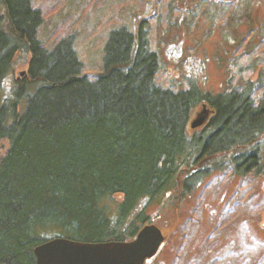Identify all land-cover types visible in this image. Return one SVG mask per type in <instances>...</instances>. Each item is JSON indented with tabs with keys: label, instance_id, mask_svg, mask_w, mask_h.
Wrapping results in <instances>:
<instances>
[{
	"label": "trees",
	"instance_id": "trees-1",
	"mask_svg": "<svg viewBox=\"0 0 264 264\" xmlns=\"http://www.w3.org/2000/svg\"><path fill=\"white\" fill-rule=\"evenodd\" d=\"M251 1L213 0L207 8L219 20L228 13L236 25H251ZM47 5L0 0V93L17 51L31 56L0 104V141L10 144L0 158V264H36L35 248L58 237L131 240L153 222L147 206L173 200L170 192L184 196L225 166L242 177L262 171L264 75L244 88H234L231 75L232 86L218 95L163 85L148 16L107 28L101 68L90 73L78 34L42 38ZM249 39L235 53L248 64ZM200 105L210 114L192 131Z\"/></svg>",
	"mask_w": 264,
	"mask_h": 264
},
{
	"label": "rangeland",
	"instance_id": "rangeland-1",
	"mask_svg": "<svg viewBox=\"0 0 264 264\" xmlns=\"http://www.w3.org/2000/svg\"><path fill=\"white\" fill-rule=\"evenodd\" d=\"M212 1L36 0V3L48 4L49 8L42 38L54 43L70 33L78 34V48L90 73L101 68L103 52L99 45L107 28L124 22L133 27L139 19L153 17L152 45L162 61L159 82L175 89L195 84L206 93L218 95L232 86L231 75L236 74L234 88H244L248 81L258 82L264 75V0L251 1V25H236L228 13L222 20L211 16L212 10L207 7ZM4 15L0 6V18ZM5 20L0 19V27L6 26ZM93 25H97L96 29H92ZM86 30H89L86 35H80ZM247 35L250 39L246 49L253 56L249 64L247 58L239 60L235 55L236 44ZM30 58L25 49L17 51L0 93V104L13 96L17 79L22 77ZM202 107L196 108L194 119ZM190 127L196 131L204 126L194 129L191 123ZM9 146L8 140L0 141V158ZM260 153L259 174L242 177L225 166L211 171L184 196L174 191L169 193L174 195L173 200L168 201V196L167 202L162 203L163 196L150 203L146 214L153 222L147 224L162 229L165 240L146 264H264V144ZM115 197L122 200L120 195Z\"/></svg>",
	"mask_w": 264,
	"mask_h": 264
},
{
	"label": "water",
	"instance_id": "water-1",
	"mask_svg": "<svg viewBox=\"0 0 264 264\" xmlns=\"http://www.w3.org/2000/svg\"><path fill=\"white\" fill-rule=\"evenodd\" d=\"M196 116L192 120L194 129L204 126L208 119L205 105ZM164 240L162 229L155 224L145 225L135 238L124 242L90 243L58 237L35 248L36 264H146Z\"/></svg>",
	"mask_w": 264,
	"mask_h": 264
}]
</instances>
